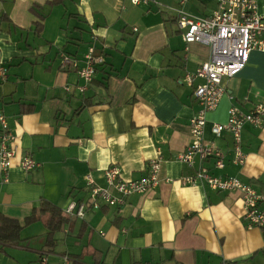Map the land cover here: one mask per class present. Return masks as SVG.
<instances>
[{"label":"crops","instance_id":"0c3cea01","mask_svg":"<svg viewBox=\"0 0 264 264\" xmlns=\"http://www.w3.org/2000/svg\"><path fill=\"white\" fill-rule=\"evenodd\" d=\"M216 1L0 0V66L7 68L0 114L17 149L13 166L0 168L2 214L23 222L43 201L64 212L87 198L86 174L103 185L102 171L117 165L124 179H138L156 148L162 152L155 189L131 194L121 207L66 215L52 245L42 216L0 250V264H62L64 255L72 264H264V227L248 226L239 192L181 182L191 169L177 156L190 140L189 121L199 108L193 91L201 82L187 85L183 76L209 57V47L184 43L176 10L208 17ZM256 5L264 17V0ZM89 47L104 63L81 92L76 68ZM62 53L72 64L62 66ZM224 87L203 133L221 150L224 166L214 168L212 158L203 164L264 195V124L243 126L242 165L232 162L230 135L211 131L232 106L248 111L264 96V51L252 50ZM24 154L40 166L23 171L17 164Z\"/></svg>","mask_w":264,"mask_h":264},{"label":"built area","instance_id":"2783aa9c","mask_svg":"<svg viewBox=\"0 0 264 264\" xmlns=\"http://www.w3.org/2000/svg\"><path fill=\"white\" fill-rule=\"evenodd\" d=\"M133 4H149L152 0H131ZM256 0H217L216 8L208 17H196L182 10H176V26L185 44L197 42L209 47V57L195 71L186 72L183 81L193 85L196 79L201 82L194 87L193 95L199 108L189 121L190 140L177 158L191 169L181 178L182 184L207 186L216 191L239 192L243 204V217L249 227H264V195L258 193L250 184L232 176H218L210 173L203 162L213 159V166L222 169L223 154L214 144L204 137L206 114L214 110L225 92L224 81L237 74L247 63L252 50L264 51V17L256 12ZM62 66L72 64L68 55L62 53ZM104 63V56L89 47L84 57V64L76 68L83 84L78 86L84 92L94 78L97 67ZM76 66V65H75ZM7 76V68L0 66V79ZM245 124L261 127L264 124V96L248 111L232 106L228 111L227 121L213 123L211 131L216 137L229 134L232 139L234 164L242 165L245 154L242 150L241 132ZM15 135L8 122L0 114V168L7 172L13 166L17 155L14 145ZM158 147L155 156L145 164L146 174L138 179L126 180L117 165H111L102 171L103 185L96 184L91 174L85 175L90 186L88 196L81 201H71L64 212L68 216L82 218L87 210L99 209L102 205L121 207L126 204L131 194H145L158 185V173L162 159ZM196 160L198 161L196 164ZM23 171L29 172L40 166L30 155L19 157L17 164ZM45 262V258H42ZM62 264H72L67 255L62 256Z\"/></svg>","mask_w":264,"mask_h":264},{"label":"trees","instance_id":"16d2710c","mask_svg":"<svg viewBox=\"0 0 264 264\" xmlns=\"http://www.w3.org/2000/svg\"><path fill=\"white\" fill-rule=\"evenodd\" d=\"M42 216H45L44 225L48 230L46 243L52 245L55 243L54 233L58 232L67 221L66 214L59 207L48 201H43L38 209H34L29 216L24 218L23 222L0 212V250H3L5 246L18 242L22 227L38 221Z\"/></svg>","mask_w":264,"mask_h":264}]
</instances>
